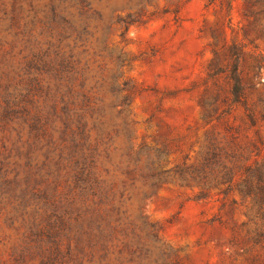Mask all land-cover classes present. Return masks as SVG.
<instances>
[{
  "label": "trees",
  "instance_id": "1",
  "mask_svg": "<svg viewBox=\"0 0 264 264\" xmlns=\"http://www.w3.org/2000/svg\"><path fill=\"white\" fill-rule=\"evenodd\" d=\"M23 1L11 0L7 9L0 0L2 116L6 123L21 120L27 125L24 143L25 127L9 126L28 151L41 148L42 142L52 150L54 163L43 183L46 197L52 200L53 193L57 198L52 208L58 228L69 234L68 259L62 264H183L177 250L160 238L165 227L148 222L140 211L141 204L168 183L196 188L197 201L210 198L212 190L222 200L232 192L239 194L241 204L250 200L251 233L260 243L264 161L252 159L231 129L208 133L193 162L186 164L184 156L169 168L171 149L166 141L153 147L132 143L133 122L127 109L142 91L127 79L117 83L124 63L107 50L106 41L115 26L125 43L129 28L154 14L144 10L150 0H119L121 6L108 5L105 10L92 6L104 0H47L37 37L17 11ZM30 1L32 5L37 0ZM125 8L131 12L119 14ZM230 9L227 0V13ZM161 13L176 16L178 10ZM243 47L232 42L225 67L212 65L209 78L224 74L228 96L202 104V119L218 121L234 106L248 111L240 78ZM227 102L229 107L221 110ZM247 118L253 126V113ZM53 249L50 255H40L46 261L42 264L56 263L58 252Z\"/></svg>",
  "mask_w": 264,
  "mask_h": 264
},
{
  "label": "rangeland",
  "instance_id": "2",
  "mask_svg": "<svg viewBox=\"0 0 264 264\" xmlns=\"http://www.w3.org/2000/svg\"><path fill=\"white\" fill-rule=\"evenodd\" d=\"M10 3L5 0L7 9ZM113 4L122 5L119 0H104L92 6L105 10ZM47 8V0L32 5L24 0L17 9L36 37ZM175 8L176 16L161 13ZM144 10L154 14L143 24L130 27L125 43L120 42L115 26L106 41L107 50L124 63L117 83L127 79L142 91L127 109L128 120L133 122L132 143L153 147L166 141L171 149L169 168L184 156L190 164L208 133H224L229 128L252 159L264 161V0H231L229 13L227 0L212 4L209 0L185 4L183 0H150ZM127 12L131 11L125 8L119 14ZM232 42L244 46L240 78L248 111L234 106L220 120L213 117L206 121L201 118V105L216 96L220 100L228 96L225 75H209L214 63L225 67ZM228 107L227 102L221 110ZM2 112L0 99V264H42L46 261L40 255H50L53 248L58 252L55 264H62L68 259L69 234L66 228H58L52 208L56 205L52 200L57 198L53 193L52 200L46 197L43 183L54 163L52 150L42 142L41 148L28 151L21 145L29 134L27 125L21 120L6 123ZM249 112L255 118L253 126L247 118ZM9 125L16 130L25 127L22 143ZM195 192L196 188L168 183L141 204L140 211L148 222L165 227L160 238L177 250L182 263L264 264V239L256 243L251 233L250 200L241 204L237 192L222 200L212 190L210 198L197 201L193 199Z\"/></svg>",
  "mask_w": 264,
  "mask_h": 264
}]
</instances>
